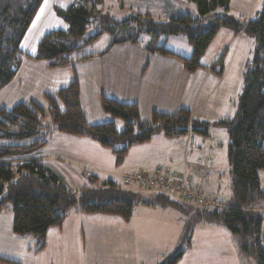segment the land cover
<instances>
[{"label": "trees", "instance_id": "16d2710c", "mask_svg": "<svg viewBox=\"0 0 264 264\" xmlns=\"http://www.w3.org/2000/svg\"><path fill=\"white\" fill-rule=\"evenodd\" d=\"M45 0H0V91L17 77L24 56L44 61L49 68L71 65L79 45L69 44L71 38L85 34L88 25L96 21L101 31L91 36L87 43L95 41L103 32L114 34L126 26L137 31L145 30L151 35L146 48L163 55H174L181 59L183 68L189 73L198 71L203 65L201 58L214 41L218 31L224 27L241 32L255 40V56L250 69L244 75L243 91L232 118H223L213 123L200 122L193 118L192 111L181 107L173 113L153 110L148 121H143L138 103L122 102L102 94L101 107L114 118H121L125 127L118 131L114 121L90 124L82 109L81 84L78 77L59 89L47 93L48 111L55 124L54 131L97 141L110 149L115 156L116 166L125 161L133 146L150 142L163 132L173 138L192 130L203 137L210 135V126H224L229 133L228 161L232 175V201L226 207L204 208L193 203L173 198L172 193L153 190L149 201L143 192L124 189L114 180L100 182L97 174L84 172L88 185L79 190L65 187L39 159L29 154L48 143L40 136L45 110L37 101L20 102L15 106L0 108V211L10 202L13 207V232L18 235L32 234L40 242L39 250L47 244V233L51 227L63 226L76 207L87 214L102 213L116 215L125 221L133 216L134 206L142 202L147 205L171 206L181 214L190 216L188 231L183 235L188 247L192 245L193 226L198 222L219 224L241 239L242 249L257 256V264H264L263 221L259 209L264 203V189L260 172L264 171V7L261 17L246 23L231 14V0H190L197 4L201 16L213 12L208 26L200 25L201 18L189 14L166 20L144 21L138 16L118 20L98 6L104 0H77L68 7L55 6L58 17L67 22L69 28L50 30L38 42L35 54H25L23 40ZM138 23L134 25L133 23ZM134 25V26H133ZM184 33L193 47L191 57H184L156 45L164 35ZM138 37V36H137ZM135 35H123L111 42L100 54L109 52L116 44L131 41L138 43ZM225 55V54H224ZM220 67L211 70L224 73V58ZM46 128H49L46 126ZM122 144L123 147L116 146ZM185 250L181 247L158 264H178ZM0 261L19 263L17 260L0 256Z\"/></svg>", "mask_w": 264, "mask_h": 264}, {"label": "rangeland", "instance_id": "374dc122", "mask_svg": "<svg viewBox=\"0 0 264 264\" xmlns=\"http://www.w3.org/2000/svg\"><path fill=\"white\" fill-rule=\"evenodd\" d=\"M75 1L77 0H45L43 2L22 43V47L26 53H32V51L36 49L38 42L46 32L50 30H68L69 26L67 22L57 16L55 6L68 7ZM98 7L103 8L104 13H108L118 20L128 19L131 16H138L139 13L140 18L144 21L150 19V16L155 20L161 21L171 17L189 14L194 18L202 17L200 25L208 26L214 17L213 12L208 13L206 16H201L197 4L190 0H104V2ZM254 8V4L238 3L234 6L235 13L232 9L230 11L235 18L243 23H246L245 21L249 15H254V19L261 17V14L257 16V12L253 14ZM133 24L137 25L138 23L134 22ZM224 28L227 29V27ZM224 28L218 31L214 41L202 56L201 64L203 67L194 72L196 73V76L194 77L195 81L193 83H196V81L199 82L201 89L200 95H198V100L194 98L192 102V114L193 118L199 120L200 122L207 121L209 123H213L223 118L234 117L236 103L232 107L234 112H228L231 107L230 99H235V102H237L243 91L244 75L250 69L255 56L256 44L252 37L249 36L252 40L251 48H249L247 44H243L240 48H233L232 46H229V42H226L225 36L221 33ZM100 31L101 25L96 21H92L88 25L87 31L84 35L78 38L69 39V44L80 46V48L75 52V56L93 52H102L110 46L113 40L119 39L123 35L138 36V43L128 41L126 43L116 44L110 51L116 54L124 53L132 55L151 53V51L146 48V45L151 40V35L145 30L137 31L129 25L124 29L118 30L114 34H110L105 31L95 41L87 43V40L91 36ZM155 44H165L166 48L183 55L184 57H191L193 53V47L187 41V36L184 33L173 35L162 34L157 42L155 41ZM184 47L191 48V52L189 54H185L187 52H185ZM222 55L225 56L224 73L226 79L222 83L221 88L218 89V92L214 94L213 98H208V92H211V77L206 80L204 74L207 69L211 71V66H215L219 69L220 64L218 61ZM154 64L156 65L158 62L155 61ZM58 72L59 69H57V71L53 74H58ZM214 74L221 77V75L216 72H214ZM240 79L242 80L241 92L237 93L235 90L238 87ZM102 82H109V77L104 76L102 78ZM116 87L119 88L118 85ZM31 93L36 94L34 90H32ZM5 94L6 91L3 93L0 92V100L5 99ZM86 95H88L87 99L83 98V100H81L84 105L85 112L90 110L91 105H95V101L92 99L91 95L88 93ZM43 108L45 110V113L42 116L44 126L41 130L40 136L47 138L49 141L52 136H55V134L60 132L54 131L55 124L48 111V102L43 104ZM225 110L226 113L224 115L221 114ZM103 114L104 118L107 119L105 121L115 122L118 131L124 129L125 123L121 118H114L104 111ZM141 118L143 121L149 120L143 116ZM46 126L49 128H46ZM191 137H194L197 141L192 147L189 143ZM204 143L211 145L213 149H215L213 154V168L209 171H204V169H198L197 167L198 164L203 165L199 162V159L203 157V151L199 150V144L203 145ZM229 143L230 139L227 129L224 126H216L212 124L210 126V135L206 137L196 134L192 130L186 134L173 138H169L165 136L163 132H160L156 134L150 142L133 146L130 149L127 158L119 167L116 166L115 156L111 150L106 151L109 152L110 155L108 158L106 157L104 159L106 163L111 165L109 168H102V166L98 165L92 166V168L80 167L77 170L81 175H78L72 165L73 161L69 160L70 157L65 155L64 156L66 158H62L64 163L59 162L56 163V165L60 169L59 173H62L64 177L68 175L71 178L70 180L67 178H65V180H61L65 181L63 182V184L65 183L64 185H69L68 187L65 186L67 188L70 187L69 189L79 190L81 187L88 185L89 182L84 173L88 172L100 176V182L114 180L126 190L143 192L142 197L145 201H149L151 199L153 196L152 192L153 190L155 191V189H146L136 181L125 183L122 179L115 176V173L120 171L130 173L139 170L153 173L158 168L172 169L177 172H182L183 175L185 174V177L186 175L190 176L191 181L188 185L191 184L196 189H200L204 197H218L223 202L227 203L232 201L233 198L231 167L227 155ZM94 144L100 145L97 141H95ZM116 147L120 148L123 147V145L119 144ZM41 149L35 150L29 155L34 157ZM94 158L100 160L96 156ZM260 177L263 183L262 188L264 189V171L260 172ZM171 196L173 198L177 197L176 193H172ZM193 204L196 205L197 203L194 202ZM142 205L144 204L140 202L134 207L139 208ZM75 208L76 207H73L71 212H73ZM165 208H169L171 212H176V216L181 218L180 220L177 219L178 227L176 229L168 225L167 229H164L165 231L159 230L160 228L157 226L156 222L149 223L146 220V214L144 216L142 213H138L135 216V224L138 227L136 229L140 230L139 232H163L160 242H156L155 240L152 241V247L154 248L152 251L153 254L144 262L145 264H158L170 254H174L179 247H181L182 250H185V254L178 264H257L256 254L245 252L242 249L241 239L238 235H233L224 228L221 229V227L203 221L194 224L192 245L191 247H188L187 242L182 241V238L185 232L188 231L190 216L181 214L177 209L171 206H166ZM261 212L264 216V210ZM1 213L2 216H4V221L0 226V232L4 235V237L0 240V253H4L2 256L5 255L7 258L17 260L19 262L17 264H78L79 261L75 262L63 259L64 257L61 253L57 254L54 244H48V240L45 248L39 250L40 242L34 235H18L13 232L12 226L7 227V220L11 219V216L13 218V207L10 202H7V205L1 210ZM83 214H85L83 215V219L78 223L74 221L70 224L68 230L72 229L71 232H86V245L88 247L91 245L92 251L93 249L95 250L96 247V237L100 235L109 236L110 233H112L114 237L118 238L117 232H130L122 229L120 227V222H117L116 220L122 219L124 222H130L131 220L125 221L120 216L105 215L102 213H98L97 215H90L87 213ZM76 251L77 249H74L72 254H75ZM72 258L77 260L74 255H72ZM0 264L13 263L0 261Z\"/></svg>", "mask_w": 264, "mask_h": 264}, {"label": "crops", "instance_id": "0c3cea01", "mask_svg": "<svg viewBox=\"0 0 264 264\" xmlns=\"http://www.w3.org/2000/svg\"><path fill=\"white\" fill-rule=\"evenodd\" d=\"M238 3L254 4L255 8L253 14L257 12V16L261 14L264 7V0H231L230 6L234 13V6ZM253 16L254 15H249L245 22L254 19ZM221 33L225 36L226 42H229V46L233 48H240L243 44H247L249 48L252 46L251 38L244 32L234 34L233 30L230 28H224ZM184 49L185 52H187L185 54L191 52V48L184 47ZM36 50L37 47L32 53L27 54H35ZM100 53L101 52H93L80 56L78 55L76 57H89L77 58L71 65L57 68H49L44 61L36 60L25 55L23 65L17 77L7 87L0 91L1 93L6 91L5 99L0 100V108H11L20 102H29L32 100L37 101L43 106V104L47 102V93L54 94L59 89L66 87L76 75L81 84L80 102L83 98L87 99V93L90 94L95 101V105H91L90 110L86 111L87 113L81 102L87 121L90 124L108 122L105 121L107 119L104 118L103 109L101 107L102 94L116 98L122 102L138 103L141 117L143 116L147 119H149L153 110L164 113H173L181 107H186L191 111L193 110L192 102L194 98L198 100L201 86L197 81L193 83L196 73L185 71L179 57L152 52L137 55L124 53L116 54L112 51L105 54ZM155 61L158 62V64L155 65ZM57 69H59L58 74H53ZM104 76L109 77V82H102ZM204 76L206 80L211 77V92H208L207 97L213 98L214 94L218 92V89L221 88L222 83L226 79L225 73L220 77L216 76L212 70L210 71L207 69ZM117 85L119 88L116 87ZM241 87L242 80L240 79L236 89L237 91L235 90V92L240 93ZM32 90H34L36 94L31 93ZM230 102L231 107L228 112H234L232 107L236 103L235 99L231 98ZM226 110L221 114L224 115ZM191 138L189 140L190 144ZM196 142L195 140V143ZM94 143L95 141L85 137L58 133L52 136L46 146L39 150L37 155L34 154V157H29L31 159L41 160L45 167L53 175L57 176L60 181L65 180V178L70 180L71 178L68 175L64 177L62 173H59L60 169L56 165V163L63 162L62 158L65 156H69V160L73 161L72 165L78 175H81L77 170L80 167L92 168V166L95 165L102 166V168L111 167L110 164L104 161L106 157H109L110 154L106 151H110V149ZM209 146L212 147L206 143L203 145L199 144V150L203 151L204 154L206 148ZM95 156L100 160L95 159ZM198 169H200V167H198ZM125 173L129 172L120 171L115 173V176L123 181L122 175ZM179 173L183 175L182 172ZM183 176H185V174ZM186 177L190 176L186 175ZM63 182L65 181H61L62 184ZM165 207L166 206L161 205L153 206L144 204L139 208L134 207V216L130 222H124L122 219L116 218L120 219L116 220L120 222V227L130 232H117L118 238L114 237L112 233H110L109 236L100 235L96 237V251L94 249L92 251L91 245L89 247L86 245V232H71L72 229L68 230L70 224L74 221L78 223L83 219V215H85L83 212L79 211L78 208H75L67 217L63 226L51 227L48 230V244L53 243L57 254L61 253L64 257L63 259L75 262L79 261L78 264H145L144 262L153 254L152 251L154 248L152 247V241L155 240L156 242H160L163 232H139L140 230L136 229L138 227L135 224V216L138 213H142L144 216L146 214V220L149 223L156 222L157 226L160 228L159 230H166L168 225L176 229L178 227L177 219L180 220L181 218L176 216V212H171L169 208ZM259 209L261 211L264 210V204H261ZM97 214L98 213H94L90 215ZM3 221L4 216H2L0 211V226ZM213 225L221 227V229L224 228L219 224ZM8 226L13 227L12 216L11 219L7 220V227ZM3 237L4 235L0 232V240ZM74 249H77V251L75 254H72ZM2 254L4 253H0V256H2ZM72 255H74L77 260H74Z\"/></svg>", "mask_w": 264, "mask_h": 264}, {"label": "built area", "instance_id": "2783aa9c", "mask_svg": "<svg viewBox=\"0 0 264 264\" xmlns=\"http://www.w3.org/2000/svg\"><path fill=\"white\" fill-rule=\"evenodd\" d=\"M194 143L195 139L192 137L191 146H193ZM213 154V147H207L203 157L199 159V162L203 165L198 164V167L206 171L210 170L214 164ZM122 177L125 183L136 181L146 189H159L170 193H176L178 199L189 203L196 202V205L204 208L227 206V204L218 197H204L200 189H196L191 184L188 185L191 181L190 177H185L172 169L158 168L153 173L140 170L132 173H125Z\"/></svg>", "mask_w": 264, "mask_h": 264}]
</instances>
